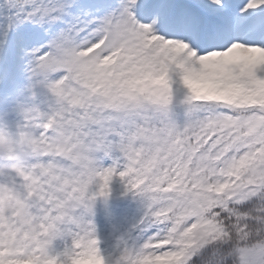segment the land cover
Returning a JSON list of instances; mask_svg holds the SVG:
<instances>
[{
    "label": "snow or ice",
    "instance_id": "1",
    "mask_svg": "<svg viewBox=\"0 0 264 264\" xmlns=\"http://www.w3.org/2000/svg\"><path fill=\"white\" fill-rule=\"evenodd\" d=\"M0 264H264V0H0Z\"/></svg>",
    "mask_w": 264,
    "mask_h": 264
},
{
    "label": "rangeland",
    "instance_id": "2",
    "mask_svg": "<svg viewBox=\"0 0 264 264\" xmlns=\"http://www.w3.org/2000/svg\"><path fill=\"white\" fill-rule=\"evenodd\" d=\"M123 185L117 180L112 185V195L107 199L108 206H101L98 198L95 205L94 222L102 241L101 248L106 257L116 258L132 225L139 214V198L131 194L123 195Z\"/></svg>",
    "mask_w": 264,
    "mask_h": 264
}]
</instances>
